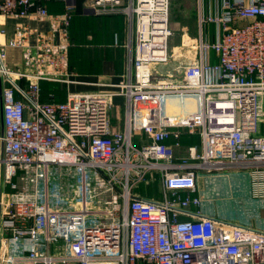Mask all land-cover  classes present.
<instances>
[{
  "label": "built area",
  "instance_id": "1",
  "mask_svg": "<svg viewBox=\"0 0 264 264\" xmlns=\"http://www.w3.org/2000/svg\"><path fill=\"white\" fill-rule=\"evenodd\" d=\"M36 1L0 0L1 14L52 21L49 33L19 25L0 43V169L13 187L30 173L29 190L0 192V264H264V230L204 214L198 185L201 170L249 171L264 200V0H199L198 55L172 80H155L170 61L172 0H90L130 35L121 80L97 91L70 88L81 83L72 8L52 17ZM8 48L24 50L23 67L8 64ZM43 83L58 90L45 97ZM117 103L124 120L113 129ZM154 176L160 199L134 195ZM89 215L111 221L88 225ZM24 240V255L8 253Z\"/></svg>",
  "mask_w": 264,
  "mask_h": 264
},
{
  "label": "crops",
  "instance_id": "2",
  "mask_svg": "<svg viewBox=\"0 0 264 264\" xmlns=\"http://www.w3.org/2000/svg\"><path fill=\"white\" fill-rule=\"evenodd\" d=\"M194 1V0H193ZM37 5L48 4V10L51 16L63 17L67 7L73 10V18L70 28V39L72 46L69 50L70 63H74L75 57H79V68L74 66L72 72L78 84L70 85L72 91H97L112 88L111 83H117L121 80L126 71L128 50L123 44L129 41V31L126 21L121 17H96L90 0H37ZM196 1V7L199 5ZM213 0H203V5L207 9ZM198 9V8H197ZM199 10L197 14V20ZM51 18L37 19L36 17H10L0 13V43H4L8 38L14 37L19 25L27 26L33 30H39L49 33L51 29ZM198 22V21H197ZM247 20H240L238 24L243 25ZM199 25V23H198ZM210 30L215 26L207 25ZM117 36L119 41L117 43ZM208 41H214L211 35L205 36ZM54 41H59V36L54 37ZM35 43L36 39L31 38ZM23 49L8 48L7 61L13 68L23 67ZM198 54V49L195 50ZM213 60L216 57L213 55ZM263 121V119H262ZM261 121V134L264 135V121ZM181 151L179 154H184ZM243 170H234L223 172L222 177H210L213 173H206L201 170L198 185L202 197H242L246 205L245 217L242 219L246 224L254 228L264 230V200L256 199L253 194L252 175L249 171L248 178H242L240 175ZM0 178H3V170L0 169ZM216 192V193H215ZM218 196H215V194ZM240 200V201H242ZM203 212L206 215L216 216V210L208 203L203 201ZM248 213V215H246ZM243 222V221H241ZM239 223V222H236ZM242 224V223H241ZM8 239L7 235L0 234V253L7 255V246L4 241ZM27 241L8 243V253L16 255L25 254Z\"/></svg>",
  "mask_w": 264,
  "mask_h": 264
},
{
  "label": "rangeland",
  "instance_id": "3",
  "mask_svg": "<svg viewBox=\"0 0 264 264\" xmlns=\"http://www.w3.org/2000/svg\"><path fill=\"white\" fill-rule=\"evenodd\" d=\"M197 0H172L171 10V27L173 34L169 38V55L170 61L163 64L159 69V74L156 79L166 78L168 80L180 79L183 75L184 69L190 64L194 63L197 57L195 46L200 43V29L197 20L199 5L196 7ZM199 3V2H198ZM198 8V9H197ZM214 26V25H213ZM206 36L211 35L214 39L216 35V26L210 30L208 26L204 27ZM199 51V50H198ZM262 119L264 121V97L262 100ZM110 118L112 120L113 129H119L123 125V108L120 104H114L110 109ZM261 119V121H262ZM262 121V122H263ZM224 173H213L210 177H222ZM249 172H243L240 177L248 178ZM30 173L27 171H19L13 179V184H5L4 178H0V192L6 189L9 192L29 190L28 178ZM40 191H44V182L40 181ZM134 195H142L153 199H160L161 185L160 180L154 176L147 179L145 182L138 184L134 188ZM216 193V192H215ZM219 193L215 196H218ZM242 197H205L204 202H208L216 213L221 216L218 217L227 222H239L244 225L251 224L245 223L242 220L245 217L246 205L243 203ZM248 215V213L246 214ZM111 221L107 216L102 215H89L86 219L88 225H95L100 222ZM243 221V222H241ZM253 226V225H252Z\"/></svg>",
  "mask_w": 264,
  "mask_h": 264
},
{
  "label": "trees",
  "instance_id": "4",
  "mask_svg": "<svg viewBox=\"0 0 264 264\" xmlns=\"http://www.w3.org/2000/svg\"><path fill=\"white\" fill-rule=\"evenodd\" d=\"M78 59H79V57L77 56V57H75V60H77V61L74 63H70V70L71 71H72V69H74V66L79 68ZM43 86H44L45 97H48L50 92L58 90V86L51 84V83H43ZM63 99H64V97L58 98V100H63Z\"/></svg>",
  "mask_w": 264,
  "mask_h": 264
}]
</instances>
